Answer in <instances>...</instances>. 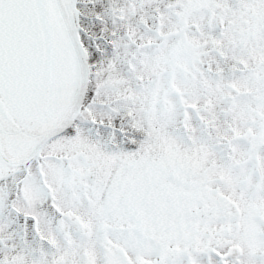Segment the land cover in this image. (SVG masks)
I'll return each mask as SVG.
<instances>
[{
  "label": "snow or ice",
  "instance_id": "6c2138e0",
  "mask_svg": "<svg viewBox=\"0 0 264 264\" xmlns=\"http://www.w3.org/2000/svg\"><path fill=\"white\" fill-rule=\"evenodd\" d=\"M0 264H264V0H0Z\"/></svg>",
  "mask_w": 264,
  "mask_h": 264
}]
</instances>
